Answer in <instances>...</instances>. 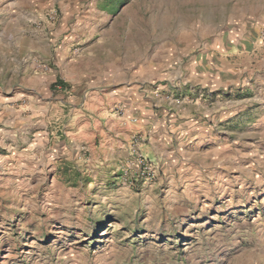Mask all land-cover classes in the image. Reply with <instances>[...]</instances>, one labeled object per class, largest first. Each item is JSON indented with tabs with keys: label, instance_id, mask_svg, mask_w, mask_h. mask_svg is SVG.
Masks as SVG:
<instances>
[{
	"label": "rangeland",
	"instance_id": "obj_1",
	"mask_svg": "<svg viewBox=\"0 0 264 264\" xmlns=\"http://www.w3.org/2000/svg\"><path fill=\"white\" fill-rule=\"evenodd\" d=\"M262 30L264 0H0V96L37 44L112 64L144 97L213 51L227 67L220 91L192 88L211 115L181 120L190 132L172 128L160 157L139 151L158 164L149 182L135 181L133 152L64 129L47 136L17 103V138L0 132V264H264Z\"/></svg>",
	"mask_w": 264,
	"mask_h": 264
},
{
	"label": "crops",
	"instance_id": "obj_2",
	"mask_svg": "<svg viewBox=\"0 0 264 264\" xmlns=\"http://www.w3.org/2000/svg\"><path fill=\"white\" fill-rule=\"evenodd\" d=\"M221 45L214 49L224 54L227 50ZM37 46L32 45L29 49L30 55L25 67L18 69L14 66L9 70L15 72V78L19 80L14 84L17 87L10 88L4 96H0V132L9 140L17 138V123L21 112L14 110V106L20 103L24 105L20 109L25 107L31 113L27 119L41 125L47 136L48 130L51 131L52 128L64 129L69 134L74 132L81 140L98 137L100 143L112 147L118 145V150L126 158L133 151H141L148 158L156 159L160 157L157 144L161 139H166L164 135L172 128L174 130L179 125L182 132H190L187 131L186 122L181 120L190 119L194 123L200 120L197 118L207 117L215 110L213 107L208 109L209 99L201 102L195 99L192 88L200 86V89L215 88L220 91L226 85L224 71H227V67L219 59L212 57L214 51L210 56L201 58V61H194L188 72H185L186 76H182L181 82L157 88L149 92L151 94L148 97H144L138 85L114 78L115 66L112 64L101 62V66L91 68L85 61L84 54L75 57L73 48L69 49L64 44L54 48L53 55L39 49L40 45ZM234 48L238 54H250L254 50L252 46L248 50L245 45L229 49ZM214 62L219 63L217 73L212 70ZM91 72H95V76ZM57 82L61 85L54 86ZM189 88L191 94L188 92ZM12 90L14 91L11 92ZM179 91L187 98L181 103L173 104L171 96ZM215 103L220 108L215 118L220 122L225 110L219 101L216 100ZM173 108H176L175 113L168 114ZM57 114L59 116L55 118ZM174 122L176 123L173 124ZM136 135L140 140L132 144V138ZM35 145L34 143L32 146Z\"/></svg>",
	"mask_w": 264,
	"mask_h": 264
},
{
	"label": "built area",
	"instance_id": "obj_3",
	"mask_svg": "<svg viewBox=\"0 0 264 264\" xmlns=\"http://www.w3.org/2000/svg\"><path fill=\"white\" fill-rule=\"evenodd\" d=\"M54 18L52 17V20ZM260 39L264 41V30H262L260 32L259 35ZM74 55H78L79 53V49H74L73 50ZM133 144H135L137 142V138H134L133 140ZM134 153V157H135V176H136V180H141L143 182H149L152 178H154L155 175V171L158 167V164H156L154 161H151L147 158H145V156L140 153L139 151H133Z\"/></svg>",
	"mask_w": 264,
	"mask_h": 264
},
{
	"label": "trees",
	"instance_id": "obj_4",
	"mask_svg": "<svg viewBox=\"0 0 264 264\" xmlns=\"http://www.w3.org/2000/svg\"><path fill=\"white\" fill-rule=\"evenodd\" d=\"M60 86L61 85V83L60 82H57L54 86Z\"/></svg>",
	"mask_w": 264,
	"mask_h": 264
}]
</instances>
